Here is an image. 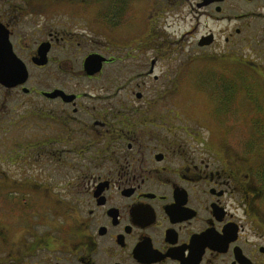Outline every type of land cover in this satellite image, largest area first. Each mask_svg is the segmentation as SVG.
Masks as SVG:
<instances>
[{
  "label": "flooded vegetation",
  "instance_id": "1",
  "mask_svg": "<svg viewBox=\"0 0 264 264\" xmlns=\"http://www.w3.org/2000/svg\"><path fill=\"white\" fill-rule=\"evenodd\" d=\"M0 264H264V0H0Z\"/></svg>",
  "mask_w": 264,
  "mask_h": 264
},
{
  "label": "rangeland",
  "instance_id": "2",
  "mask_svg": "<svg viewBox=\"0 0 264 264\" xmlns=\"http://www.w3.org/2000/svg\"><path fill=\"white\" fill-rule=\"evenodd\" d=\"M166 22L167 23H170L171 25H172V22H173V17L171 16V17H169L167 20H166ZM162 23H163V33H164V35L167 37V39L169 40V41H171V42H173V40H178V38L181 36V31L183 30V27H184V25H180V27H179V25H178V27L176 26V28H175V30H173L174 28H173V26H172V28L170 29H168V28H165V22H164V20L162 21ZM183 44H182V46H178V49H181V52H182V54H184V57L186 56V40L184 41V42H182ZM177 47H175V49H176ZM183 48V49H182ZM187 50H188V52H189V48H187ZM183 57V58H184ZM165 65V64H164ZM194 90H198L199 88H198V86L196 85V82H195V87L193 88ZM199 113V112H198ZM240 120L242 121V122H244V120H245V118H244V120H243V116L241 115L240 117ZM249 126V125H248ZM237 131V129L236 130H234L233 131V134H234V132H236ZM252 132V133H251ZM251 133V135H253L254 136V132L252 131V130H250V129H248V128H239V130H238V134L239 135H237L236 137H237V139L239 138V140H241L240 138L242 137V136H246V135H249ZM232 134V135H233Z\"/></svg>",
  "mask_w": 264,
  "mask_h": 264
}]
</instances>
